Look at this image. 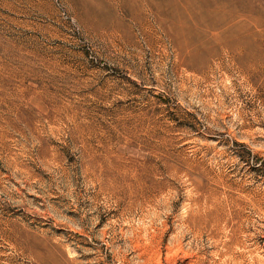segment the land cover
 Here are the masks:
<instances>
[{
	"label": "rangeland",
	"instance_id": "obj_1",
	"mask_svg": "<svg viewBox=\"0 0 264 264\" xmlns=\"http://www.w3.org/2000/svg\"><path fill=\"white\" fill-rule=\"evenodd\" d=\"M0 264H264V0H0Z\"/></svg>",
	"mask_w": 264,
	"mask_h": 264
}]
</instances>
